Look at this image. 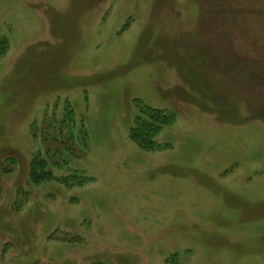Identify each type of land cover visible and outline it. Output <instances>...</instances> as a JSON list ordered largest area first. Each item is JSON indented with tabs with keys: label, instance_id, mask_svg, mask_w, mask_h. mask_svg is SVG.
<instances>
[{
	"label": "rangeland",
	"instance_id": "1",
	"mask_svg": "<svg viewBox=\"0 0 264 264\" xmlns=\"http://www.w3.org/2000/svg\"><path fill=\"white\" fill-rule=\"evenodd\" d=\"M0 40V264H264V0H0ZM64 100L88 140L53 173L90 179L33 184Z\"/></svg>",
	"mask_w": 264,
	"mask_h": 264
},
{
	"label": "trees",
	"instance_id": "2",
	"mask_svg": "<svg viewBox=\"0 0 264 264\" xmlns=\"http://www.w3.org/2000/svg\"><path fill=\"white\" fill-rule=\"evenodd\" d=\"M7 48L6 41L0 40V54ZM55 106H58L55 103ZM45 123V128L39 135L42 148L34 152L29 160L28 180L33 184L46 181H57L65 186L82 185L89 181V177L77 173L56 176L52 167L61 165L57 160L58 150H65L73 155H81L87 145L88 134L82 119L77 120L73 106L64 100L61 104L59 116L51 117ZM174 119L173 113L163 109L142 106L140 115L133 119V125L128 130V137L141 148L150 150L156 148L154 137ZM42 122H45L44 120ZM43 125H41L42 127ZM59 239L77 241L78 239L67 233H62ZM103 264V263H89ZM166 264H179L177 254H171L166 259Z\"/></svg>",
	"mask_w": 264,
	"mask_h": 264
}]
</instances>
